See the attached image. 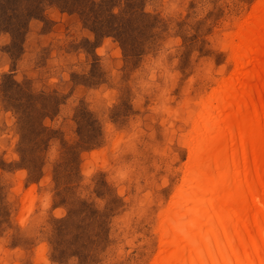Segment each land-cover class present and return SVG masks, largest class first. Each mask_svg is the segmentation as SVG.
<instances>
[{
	"label": "rangeland",
	"instance_id": "1",
	"mask_svg": "<svg viewBox=\"0 0 264 264\" xmlns=\"http://www.w3.org/2000/svg\"><path fill=\"white\" fill-rule=\"evenodd\" d=\"M261 4L0 0V264H155Z\"/></svg>",
	"mask_w": 264,
	"mask_h": 264
},
{
	"label": "bare ground",
	"instance_id": "2",
	"mask_svg": "<svg viewBox=\"0 0 264 264\" xmlns=\"http://www.w3.org/2000/svg\"><path fill=\"white\" fill-rule=\"evenodd\" d=\"M235 54L238 77L204 113L155 264H264V4Z\"/></svg>",
	"mask_w": 264,
	"mask_h": 264
}]
</instances>
